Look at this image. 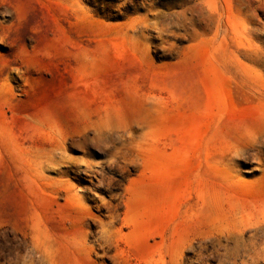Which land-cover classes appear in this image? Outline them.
<instances>
[{
    "label": "rangeland",
    "instance_id": "374dc122",
    "mask_svg": "<svg viewBox=\"0 0 264 264\" xmlns=\"http://www.w3.org/2000/svg\"><path fill=\"white\" fill-rule=\"evenodd\" d=\"M0 264H264V0H0Z\"/></svg>",
    "mask_w": 264,
    "mask_h": 264
}]
</instances>
